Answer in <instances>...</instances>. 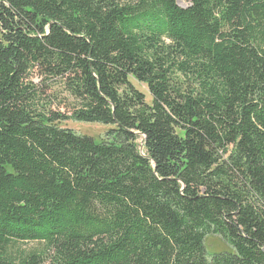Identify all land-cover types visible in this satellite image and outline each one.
<instances>
[{
	"label": "trees",
	"instance_id": "1",
	"mask_svg": "<svg viewBox=\"0 0 264 264\" xmlns=\"http://www.w3.org/2000/svg\"><path fill=\"white\" fill-rule=\"evenodd\" d=\"M190 2L0 0V264H264V0Z\"/></svg>",
	"mask_w": 264,
	"mask_h": 264
},
{
	"label": "rangeland",
	"instance_id": "2",
	"mask_svg": "<svg viewBox=\"0 0 264 264\" xmlns=\"http://www.w3.org/2000/svg\"><path fill=\"white\" fill-rule=\"evenodd\" d=\"M178 3L182 7H187L191 2L190 0H178ZM29 80L36 86L41 102L44 104L45 111H59L67 114L68 109L74 105L75 99L64 89L60 80H46L41 76L38 70L33 72ZM134 83L139 90L145 93L147 100L150 102L151 98L147 86L136 81ZM59 125L69 127L79 134L93 137L98 142L105 137L107 130L110 128L109 125L98 122H83L76 120L62 121L59 122ZM20 245L26 249L44 248L43 243L40 242H29ZM205 245L209 256L223 251H233L232 247L222 241L217 235H210L205 241Z\"/></svg>",
	"mask_w": 264,
	"mask_h": 264
}]
</instances>
